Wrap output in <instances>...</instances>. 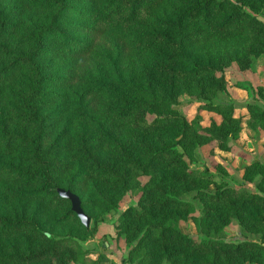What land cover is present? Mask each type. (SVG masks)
<instances>
[{
	"label": "trees",
	"instance_id": "obj_1",
	"mask_svg": "<svg viewBox=\"0 0 264 264\" xmlns=\"http://www.w3.org/2000/svg\"><path fill=\"white\" fill-rule=\"evenodd\" d=\"M263 10L264 0H0V264H94L79 239L124 206L127 263L264 264V160L245 166L240 187L192 166L199 146L236 149L244 117L217 98L229 66L247 72L264 55ZM183 95L200 102L192 116ZM246 106L264 134V108ZM205 111L216 115L207 127ZM190 219L197 236L182 229ZM233 220L246 238L225 237Z\"/></svg>",
	"mask_w": 264,
	"mask_h": 264
},
{
	"label": "rangeland",
	"instance_id": "obj_2",
	"mask_svg": "<svg viewBox=\"0 0 264 264\" xmlns=\"http://www.w3.org/2000/svg\"><path fill=\"white\" fill-rule=\"evenodd\" d=\"M259 17L264 20V10L259 14ZM226 79L228 91L221 94L217 100L235 103V113H237V116L244 117V129L238 140H236V149L231 152L219 149L216 143L199 146L192 166L207 167L214 174L216 181H224L229 186L240 187L244 181L245 166L255 158L264 160V148L262 147L264 134L261 129L254 131L247 125L250 111L246 106L247 103H257L264 108V96L259 94L256 89L257 84H261L264 88V55L256 57L252 69L247 72L241 71L239 66L233 63L226 69ZM241 84L244 86H239ZM180 100L181 107L186 114L192 116L196 113L199 101L187 95H183ZM202 115L201 124L204 127L209 126L211 120L216 116L214 113L207 111L203 112ZM246 186L254 189V184L252 183H246ZM211 187L214 188L213 186ZM137 198L138 196L134 195L129 204H134ZM125 207L119 210L116 215L105 214L92 236L86 240L79 239L83 248L87 250L86 257L94 259V264H131L127 263L126 259L130 248L135 243L129 245L123 236L118 238L116 231V220ZM92 222L93 220L91 224ZM182 229L184 232L194 236L199 234L197 226L192 219L183 224ZM246 234L235 220L232 221L225 231V237L229 240L244 239ZM70 264L92 263L80 260Z\"/></svg>",
	"mask_w": 264,
	"mask_h": 264
},
{
	"label": "water",
	"instance_id": "obj_3",
	"mask_svg": "<svg viewBox=\"0 0 264 264\" xmlns=\"http://www.w3.org/2000/svg\"><path fill=\"white\" fill-rule=\"evenodd\" d=\"M58 191L63 198L69 199L71 201L72 210L77 213L82 223L86 227L90 226L91 219L84 211L80 197L72 191L63 188L59 189Z\"/></svg>",
	"mask_w": 264,
	"mask_h": 264
},
{
	"label": "crops",
	"instance_id": "obj_4",
	"mask_svg": "<svg viewBox=\"0 0 264 264\" xmlns=\"http://www.w3.org/2000/svg\"><path fill=\"white\" fill-rule=\"evenodd\" d=\"M237 114V113H236Z\"/></svg>",
	"mask_w": 264,
	"mask_h": 264
}]
</instances>
